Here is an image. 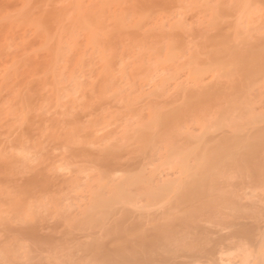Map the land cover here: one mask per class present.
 Returning a JSON list of instances; mask_svg holds the SVG:
<instances>
[{
	"label": "rangeland",
	"instance_id": "1",
	"mask_svg": "<svg viewBox=\"0 0 264 264\" xmlns=\"http://www.w3.org/2000/svg\"><path fill=\"white\" fill-rule=\"evenodd\" d=\"M227 32L264 41V0H0V264H106L102 254L123 241L149 261L116 264H264V149L261 170L228 163L213 173L205 197L188 202L206 207L186 202L184 210L152 194L185 176L171 154L178 143L190 146L212 125L213 141L233 139L236 127L218 120L229 92L245 100L234 98L237 124L248 112L257 118L239 126L262 128L264 63L248 78L241 65L238 80L231 75L239 87L201 68L213 38ZM173 111L176 121H164ZM244 126L236 134H250ZM117 187L126 199L102 215L103 226L89 227L95 199ZM175 220L187 226L173 233L172 257L146 255L130 232L138 222L153 233Z\"/></svg>",
	"mask_w": 264,
	"mask_h": 264
},
{
	"label": "bare ground",
	"instance_id": "2",
	"mask_svg": "<svg viewBox=\"0 0 264 264\" xmlns=\"http://www.w3.org/2000/svg\"><path fill=\"white\" fill-rule=\"evenodd\" d=\"M228 31V30H227ZM233 31V30H232ZM230 32V31H229ZM229 32H227V33H223V34H218L217 36H215L214 38H213V40L211 41V42H213L214 43V47L212 48V49H208V51L209 52H206V54L207 55H210V57L208 56V58L210 59V60H208L209 62L207 63L208 64V66L207 65H205L204 67H201V68H203V70H207V69H210V71L209 70H207L208 72L207 73H210L211 71V73L212 74H216L218 71V73H221V75L223 76L224 74L223 73H225L226 75H228V77L226 76V75H224V78H225V76L229 79H231V80H233L234 82H235V80L237 81L238 79V76H237V70L239 69V70H242V66L245 68V70H248V71H245L244 70V68H243V72H244V74H245V76L247 77H249L250 76V74L252 73V72H255V74H257L258 72L260 73V71H258V70H260V68H258L257 66V64H260V62H262L261 63V65L264 63V41H254V45H250L249 44V42H247L248 43V47L247 46H242L241 44L244 42V43H246V41L245 40H239L238 39V36H236L235 34H231V33H229ZM233 35V36H232ZM246 37V36H245ZM242 38V37H241ZM262 40H264V39H262ZM256 42H258L257 44H255ZM247 43L245 44V45H247ZM253 43V42H252ZM211 45H212V43H210ZM210 44H209V46H210ZM249 45H250V47H249ZM213 46V45H212ZM209 53V54H208ZM246 55H249V57L247 56L246 57ZM246 58H245V57ZM196 58V57H195ZM247 59V60H245V59ZM249 58V59H248ZM224 59V60H223ZM195 60V59H194ZM196 61V60H195ZM243 62V63H242ZM200 63V62H199ZM194 64V63H193ZM239 64V65H238ZM238 65V66H237ZM242 65V66H241ZM245 65V66H244ZM257 65V66H256ZM264 65V64H263ZM195 66V65H194ZM197 66H199V65H197ZM260 66V65H259ZM200 67V66H199ZM198 67V69H200V71H198L197 73V75H199V72H200V74H201V72H202V70H201V68H199ZM205 67H207V68H205ZM241 67V68H240ZM256 67H257V69H256ZM264 69V68H263ZM239 70H238V75L240 74V72H239ZM257 70V71H256ZM263 70H261V72H262ZM214 72V73H213ZM248 72H250V74L248 75L247 73ZM264 72V71H263ZM242 73V72H241ZM211 74V75H212ZM234 74H235V76H234ZM253 74V73H252ZM216 75H218V77H220L219 75L220 74H216ZM216 75H213V76H216ZM231 75H232V77H234V79H235V77H236V79L234 80V79H232L231 78ZM222 76H221V78H222ZM243 76V75H242ZM244 76V77H245ZM253 76H254V74H253ZM247 77V78H248ZM241 78V77H240ZM215 79H216V77H215ZM218 79V78H217ZM228 79H227V82H228ZM229 79V82L231 81ZM215 81V80H214ZM226 81V80H225ZM232 81V82H233ZM215 82H217V81H215ZM232 82L230 83V84H232ZM239 82V81H238ZM196 83V82H195ZM236 83L237 82H235V87L236 86H240L241 84H239L238 85V83H237V85H236ZM240 83V82H239ZM213 84V83H212ZM219 84V83H218ZM227 85V84H226ZM225 85V86H226ZM215 86H216V84H215ZM223 86V85H222ZM221 86V87H222ZM210 87V86H209ZM208 87V88H209ZM221 87H217L218 89H217V91L219 92H221L222 90L220 89ZM227 87H231V86H226V88ZM202 88V87H201ZM224 88V86L222 87V89ZM210 89H212V88H210ZM229 89V88H228ZM227 89V90H228ZM240 88H238V90H239ZM197 90V89H196ZM231 90V89H230ZM232 90L234 91H237V89H235V88H232ZM243 90V89H242ZM215 91V90H214ZM216 91V92H217ZM226 91V90H225ZM225 91H223V92H225ZM219 92V93H220ZM223 92H221L220 94H219V96L218 97H220V95H223L222 93ZM239 92H240V90H239ZM239 92H235L236 94L237 93H239ZM206 93V92H205ZM211 93H212V91H211ZM226 93V92H225ZM224 93V94H225ZM230 93V94H229ZM228 93V95H227V97L229 98H226V96H225V99H223L222 101L224 102V100H225V102H226V99L227 100H229L228 102H226L227 103V105L225 106L224 104H225V102H224V104H223V102H222V104L225 106H223L222 108H221V110H219V116H218V120H219V123L222 125V124H225L226 126L228 125L229 126V128L230 127H232V126H235L236 127V129H234V128H232V129H234V130H236V132H237V130H238V128L239 127H241V126H244L245 124H246V122L247 123H249V121H248V119L251 117V120L253 121V119H255V117L257 116H255L254 118H252L253 117V114L251 113V115H250V113H246V117H245V115H244V118L246 119H240V117H239V121L241 122V120L242 121H246L244 124L242 123L241 124V126H239V121H238V124H237V121H236V119L237 118H235V110H233V108H235L236 106L235 105H237V106H239V102H235V100H236V98H235V96H240V97H238L241 101H244L245 102V100H242L243 98H241V95H234V93H233V96H232V93L231 92H229ZM199 94V93H198ZM202 94V93H201ZM208 94V93H207ZM239 94H241V93H239ZM226 95V94H225ZM229 95H231V96H229ZM192 96V95H191ZM200 96V95H199ZM185 99H186V97H184ZM190 99L192 98V97H189ZM201 98V97H200ZM221 98V97H220ZM222 98H224V97H222ZM234 98H235V100H234ZM182 99V98H181ZM188 99V98H187ZM190 99H189V101H190ZM194 99V98H193ZM217 99H219V98H217ZM217 99H215L216 101H217ZM238 99V100H239ZM199 100V99H198ZM211 100H213V99H211ZM214 100V101H215ZM234 100V101H233ZM220 101V100H219ZM233 101V102H232ZM237 101V100H236ZM185 102H187V101H185ZM185 102H184V104H185ZM213 102V101H212ZM231 102V103H230ZM235 102V104H233ZM247 102V101H246ZM182 103V102H181ZM189 104H191V103H189ZM210 104V103H209ZM212 104V103H211ZM231 104H233L232 106V108H230V106H231ZM242 104H243V106H244V103L242 102ZM241 104V105H242ZM230 105V106H229ZM171 106V105H170ZM216 106V105H215ZM221 106V105H220ZM185 108V107H184ZM238 108V107H237ZM236 108V109H237ZM173 109V108H172ZM234 111H232V110ZM240 109V108H239ZM171 110V109H170ZM178 110V109H177ZM238 110V109H237ZM218 111V110H217ZM174 112V113H173ZM172 113V115L170 114H168V113H166L167 115H169V116H165L163 119H164V121H167V122H170L171 120H173L174 118L175 119H177V117L176 116H178L177 115V113L175 114V111H173ZM177 112V111H176ZM179 112V111H178ZM161 113V112H160ZM171 113V112H170ZM159 114V113H158ZM181 114V113H180ZM179 114V116H180V118H181V115ZM184 114V113H183ZM182 114V115H183ZM234 114V115H233ZM164 116V115H163ZM217 116V115H216ZM248 116H249V118H248ZM238 117V116H237ZM261 117H264L263 115L262 116H260V118ZM257 118V117H256ZM258 118H259V116H258ZM173 120V121H176V120ZM179 119V118H178ZM262 119V118H261ZM154 120H155V118H154ZM161 120V119H160ZM170 120V121H169ZM238 120V119H237ZM163 121V120H162ZM172 121V122H173ZM178 121V120H177ZM256 120H254V122H255ZM262 121L264 122V120H261L260 121V123H262ZM214 122V121H213ZM256 122H258L259 123V121H256ZM255 122V123H256ZM166 123V122H165ZM176 123V122H175ZM235 123H236V125H238V126H236L235 125ZM258 123H256V124H258ZM260 123L258 124L259 125V127H260ZM251 124H253V123H251ZM251 124H248V125H246V126H244V127H247V126H250ZM255 124V125H256ZM209 125H210V123H209ZM221 125H220V127H221ZM225 125H223V126H225ZM231 125V126H230ZM262 125V128H255L254 129V131H252V132H249L248 130H252V128H254L253 126L254 125H252V127L250 126V129H246L247 131H248V133H250V134H245V135H243V133H242V136L241 135H238V134H236V132H235V134H236V136H234V135H231L232 136V138L233 139H221L222 141H220L219 140V142L218 141H213L212 140V138L213 139H216V140H218L216 137L214 138V137H210L209 138V136H214V134H212V135H210L209 133L210 132H212L211 130H213L212 129V126H214V125H212L211 127H204V129H203V133H202V135H198L199 136V138L198 139H192V136L190 137L191 139H188L190 142V146H188L187 144V147H186V145L184 146V145H182L181 143H178V145H180V147H178V148H172V152H171V154L172 155H174V156H176V158L177 159H180L181 160V163H182V167H181V171L183 170V175L185 174V176L183 177V178H181L180 180H178V183H177V181H174V182H176V183H174L173 185H171L172 183H170V185H169V183H168V185H166V186H164L165 184H167V183H164L163 184V187L161 188L160 186H158V188H156L155 186V189L157 190H155L154 189V187H153V189H154V191H155V193H153L154 191H152V194H155L154 195V199H156L157 197H158V195H160V196H162L163 195V197H164V200L163 201H165V202H167L168 200H165V197H166V199H172V200H174V202H175V200H176V202H178L179 204L181 203V207L183 206L182 205V203H184V204H186V202H187V204H189L188 202H192L194 199L196 200L197 198H204L205 197V193H206V190L207 189H209V187L206 189L205 188V182L207 181V180H209L210 181V177H212V175H213V173H218L217 175H219L220 176V173H224V171H222V170H224L225 168H226V165L228 164V163H231L234 167H238V168H241V169H249V168H257L255 171H257V170H261V167H260V163L258 164V162H257V157H256V155H258V153H259V155L260 154H262V150L264 149V127H263V125H264V123H262L261 124ZM165 126V125H164ZM206 126V125H205ZM216 126V125H215ZM219 125H218V123H217V126L215 127V128H217ZM244 127H243V129H244ZM255 127H257V126H255ZM158 128V127H157ZM222 128V127H221ZM162 129V128H161ZM153 130V129H152ZM215 130V129H214ZM213 130V131H214ZM221 130V129H220ZM240 130V129H239ZM150 131V130H149ZM154 131V130H153ZM247 131L246 132H244V133H247ZM150 132H152V131H150ZM218 132V131H217ZM228 132V131H227ZM215 133V132H214ZM219 133V132H218ZM221 133V132H220ZM226 133V132H225ZM238 133H239V131H238ZM240 133V134H241ZM151 135V134H150ZM155 135V134H154ZM194 136V135H193ZM197 136V137H198ZM221 136V135H220ZM220 136H219V139H220ZM234 136V137H233ZM139 138H140V136H138ZM153 137V136H152ZM245 137V138H244ZM243 139H245V140H243ZM197 140V141H196ZM213 141V143H215V142H218V143H215V144H210V142H212ZM173 141H175V140H173ZM192 141H194V142H196V144H193V142ZM151 142V141H150ZM174 143V142H173ZM188 143V142H187ZM177 144V143H176ZM193 145V146H192ZM173 147H175V146H173ZM168 151H171V149L170 150H168ZM260 151H262L261 153H260ZM174 156H171V157H173V158H175ZM177 156H179V157H177ZM193 157V159H191L190 157ZM260 157V156H259ZM189 158H190V160H189ZM257 158V159H256ZM229 160H231V161H229ZM264 160V159H263ZM191 161H193V162H191ZM231 164H230V166H231ZM258 165H259V167H258ZM263 165V164H262ZM261 165V166H262ZM142 166V165H141ZM255 166V167H254ZM224 168V169H223ZM237 168V169H238ZM259 168V169H258ZM264 168V167H263ZM241 169H239V170H241ZM145 170V169H144ZM226 170V169H225ZM131 171V170H130ZM219 171H222V172H219ZM127 173V172H126ZM222 173V174H223ZM182 174H181V176H182ZM215 174L213 175L214 177H215ZM217 175H216V177H217ZM137 177V176H136ZM139 177V176H138ZM138 177L136 178V179H138ZM127 178H129V177H127ZM132 178V179H131ZM135 177H130L129 178V180H127V179H125L124 181H125V183H126V180H127V183L128 184H130V182H128V181H133L134 183H136L133 179H134ZM146 178V177H145ZM131 179V180H130ZM135 179V180H136ZM139 180L140 181H142V179H140L139 178ZM138 180V181H139ZM216 180V179H215ZM122 181V180H121ZM124 181H123V183H124ZM132 182V183H133ZM138 183H141V182H138ZM206 183H208L207 185L209 186V184H211V182L209 183V182H206ZM127 185V184H126ZM149 185H150V183H149ZM207 185H206V187H207ZM213 185L211 184V187H212ZM210 187V188H211ZM115 188V187H114ZM120 188H122V187H120ZM117 189H119V187H117L113 192V195L111 196V197H105V196H103V195H101V193H100V195L95 199V202H94V204H93V206L91 207V209H89V211L86 213V219H87V223L89 224V227H90V225H95V226H100L101 225V223H103L102 222V220H101V223H100V219L102 218V215L103 216H106L107 214H109L108 212H110L111 211V208H112V206L114 207L115 206V204H118L117 202H121L122 200H124V199H126V197H127V195H125L124 196V194L126 193L125 192V190L123 189L122 191H123V194L121 193L122 191H121V189H119V191L117 190ZM212 189V188H211ZM210 189V190H211ZM151 190H152V188H151ZM121 191V192H120ZM129 191V190H128ZM127 191V192H128ZM125 192V193H124ZM210 191L208 190V193H209ZM151 194V195H152ZM157 194V195H156ZM207 194V193H206ZM157 196V197H156ZM156 197V198H155ZM152 198V199H153ZM160 198V197H159ZM211 199V196L210 197H206V199ZM130 199V196H129V198H128V200ZM132 199V198H131ZM153 199V200H154ZM160 199H162V198H160ZM160 199H158V200H160ZM226 199V198H225ZM224 199V200H225ZM157 200V199H156ZM197 200H199V199H197ZM202 200H204V199H202ZM212 200V199H211ZM228 200H229V198H228ZM130 201V200H129ZM162 200H160L159 202H161ZM171 201V200H170ZM124 202V201H123ZM125 202H126V200H125ZM133 202V201H132ZM158 202V203H159ZM173 202V203H174ZM198 202V201H197ZM199 202H202V203H194L193 202V204L195 205H197V204H203V205H205V207H206V204L207 203H204L205 201H199ZM209 202V201H208ZM211 202V201H210ZM210 202L208 203V204H210ZM225 202H226V200H225ZM129 203V202H128ZM233 203H236V202H233ZM233 203H231V204H233ZM176 204V203H175ZM229 204H230V202H229ZM238 204V203H237ZM178 205V204H177ZM190 205V204H189ZM189 205L188 206H184V207H182V208H185L184 210H186V208H188L189 207ZM194 205H190V207H194ZM180 206V205H179ZM210 206H211V204H210ZM215 206V205H214ZM231 206V205H230ZM201 207H203L202 205H201ZM208 207V206H207ZM237 207V206H236ZM236 207H235V210H236ZM239 207V206H238ZM195 208V207H194ZM194 208H192V209H194ZM199 208H200V205H199ZM199 208H198V210L197 211H195V212H197V214H198V212H200L199 211ZM114 209H116V208H114ZM197 209V208H196ZM206 209V208H205ZM238 209V208H237ZM239 209H240V207H239ZM181 210H183V209H181ZM181 210H179V211H181ZM183 210V211H184ZM204 210V209H203ZM241 211H242V207H241V209H240ZM115 211V210H114ZM120 211V210H119ZM178 211V212H179ZM237 211V210H236ZM236 211H234V212H236ZM240 211V212H241ZM121 212V211H120ZM194 211H193V213H195ZM107 213V214H106ZM237 213V212H236ZM235 213V214H236ZM100 214H101V216H100ZM110 214H111V212H110ZM201 214H202V210H201ZM117 215V214H116ZM179 215V214H178ZM191 215V214H190ZM192 215H194V214H192ZM191 215V216H192ZM110 216V215H109ZM171 216V215H170ZM238 216V215H237ZM107 217V216H106ZM106 217L105 218H103V221L106 219ZM182 217V216H181ZM110 218V217H109ZM184 218V217H183ZM84 219H85V217H84ZM139 219V218H138ZM178 219V221H179V218H177ZM184 219H186V221H188L189 220V218L187 219V217H185ZM191 219V218H190ZM174 220V219H173ZM180 220H182V219H180ZM139 221V220H138ZM141 221V220H140ZM170 221V220H169ZM172 221V220H171ZM190 221V220H189ZM180 222V221H179ZM183 222H185V221H183ZM170 223V222H169ZM187 223V222H186ZM86 224V223H85ZM136 224V223H135ZM138 225H135V226H132V228H130V232L132 231V232H134L136 235H137V237H138V239H136L137 240V243H139L138 242V240L140 241V244L141 245H143V248H141V249H144L145 250V253L146 252H152V251H157V250H161L162 252H163V250H169L170 249V247H169V245H170V243L172 242V244H173V239H172V236H173V233L177 230V228L178 227H180V225L181 224H179L176 220L174 221V223H171V224H169V225H167L166 226V224H164L163 226H159V227H157V226H155L154 227V229L152 228V230H154V232L152 233L151 231H148V232H150V233H148L146 230H144L143 228L145 227L144 225V227H141V225H139V222L137 223ZM182 224H185V223H182ZM188 224H189V222H188ZM106 224H104V226H105ZM87 226V225H86ZM101 226H103V225H101ZM100 226V227H101ZM185 226H187V225H185ZM185 226H182L181 225V227H185ZM190 226V225H189ZM94 227V226H93ZM107 227V226H106ZM109 227V226H108ZM129 227H131V226H129ZM114 228V227H113ZM117 228V227H116ZM115 228V229H116ZM186 228H188V227H186ZM123 229V228H122ZM125 229V228H124ZM127 229V230H126ZM125 229V235H126V232L128 231V228H126ZM145 229H146V227H145ZM183 230H185V229H183ZM183 230H181V231H183ZM249 230V229H248ZM115 231V230H114ZM250 232V231H249ZM114 233V232H113ZM128 233V232H127ZM253 233V232H252ZM121 236H123L124 237V233H122V230H121ZM129 234V233H128ZM128 234H127V236H125V237H129L131 240V242H136V240H133V239H135V238H131L130 236H128ZM178 235V234H177ZM184 235V234H183ZM119 236V235H118ZM179 236V235H178ZM178 236H174L175 237V239H176V237H178ZM181 236V235H180ZM179 236V237H180ZM250 236H252V235H250ZM123 237H121V238H123ZM132 237H134V234H132ZM173 237V238H174ZM181 238V237H180ZM264 238V237H263ZM125 238H123V240H124ZM173 241H172V240ZM187 239H189V238H187ZM119 240L120 241H123V240H121L120 238H119ZM183 240V239H182ZM181 239H180V241H182ZM192 240V239H191ZM197 239H195L194 241V244L197 242L196 241ZM126 241H127V239H126ZM198 241H200V240H198ZM134 242V243H135ZM177 242H178V240H177ZM136 243V244H137ZM183 243H184V241H183ZM188 243H190V242H188ZM133 244V243H132ZM132 244H129L128 242L126 243V242H124L123 241V243L121 244H117V247H116V249H114L115 250V254L114 253H112V255H111V253H104V254H102V256H103V260H102V262L103 261H105L106 262V264H114V262H115V264H116V261H129L130 259H133V260H138V262H140L141 260H144L145 261V257H147V256H143V258L140 260V255L139 254H141V253H139L138 254V252H137V249H138V246L136 247V248H134L133 246H132ZM140 244H138V245H140ZM179 244H181V243H179ZM190 244H192L191 246H193V247H189V248H195V247H197L196 245L194 246L193 245V243L191 242ZM197 244H199V243H197ZM174 245V244H173ZM172 245V246H173ZM185 245V244H184ZM184 245H182V247L184 246ZM175 247H176V245H175ZM186 248H187V250L189 249L187 246H185ZM128 248L130 249V248H133V250H134V252H132L131 254H127V253H129V252H127L126 251V249L128 250ZM181 248V247H180ZM179 248V249H180ZM198 248V247H197ZM197 248L196 249H194L195 251L197 250ZM175 249V248H174ZM172 250V251H175V250ZM185 249V248H184ZM104 250V249H103ZM102 250V251H103ZM114 250H112L113 252H114ZM131 250V249H130ZM143 250V251H144ZM190 251H191V249H189ZM99 251V250H98ZM105 251V250H104ZM110 251V250H109ZM161 251L160 252H158L159 254L161 253ZM170 251V250H169ZM172 251H170L171 253V257H172ZM180 251H182L181 249H180ZM142 252V251H141ZM176 252V251H175ZM207 252V251H206ZM164 253H166V252H164ZM100 254H101V252H100ZM114 254V255H113ZM152 254V253H151ZM174 254V253H173ZM146 255H148L147 253H146ZM153 255H155V254H153ZM101 256V255H100ZM101 256V257H102ZM152 256V255H151ZM150 256V257H151ZM98 258V257H97ZM149 258V257H148ZM147 258V261H145L146 263L149 261V259ZM129 259V260H128ZM101 260V259H100ZM132 260V261H133ZM140 260V261H139ZM260 260V259H259ZM122 261V262H123ZM131 261V262H132ZM136 262V264H137V261H135ZM104 263V262H103ZM121 263V262H120ZM124 263H128V262H124ZM134 263V262H133ZM142 263V262H141ZM140 263V264H141ZM144 263V262H143ZM260 263V262H259ZM263 263H264V261H263ZM122 264V263H121ZM145 264V263H144Z\"/></svg>",
	"mask_w": 264,
	"mask_h": 264
}]
</instances>
